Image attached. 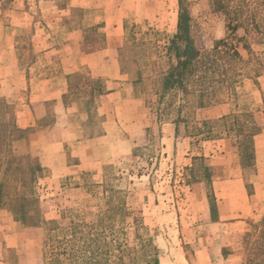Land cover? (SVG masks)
I'll return each instance as SVG.
<instances>
[{
    "label": "rangeland",
    "instance_id": "374dc122",
    "mask_svg": "<svg viewBox=\"0 0 264 264\" xmlns=\"http://www.w3.org/2000/svg\"><path fill=\"white\" fill-rule=\"evenodd\" d=\"M245 1L220 0L219 9L215 0H181L182 7L176 0L173 5L158 0L155 17L132 23L129 51L138 61L129 66L140 68L143 82L133 87L139 100L127 103L120 116L126 133L97 147L77 144L79 134L70 136L69 156L85 166L72 175L56 170L60 179L42 183L49 176L44 169L34 186L43 221L34 232L41 247L36 264H262L264 6L251 0L239 7ZM181 8L205 70L192 77L188 93H163L158 76L167 68L166 48ZM236 20L244 25L233 32ZM83 74L74 85L83 80L90 85ZM199 90L207 107L218 106L222 117L251 116L248 126L261 133L254 167L240 169L245 160L234 148L231 118L215 119L214 111L200 109ZM77 98L75 92L69 96L70 102ZM9 105L15 114L16 104ZM90 106L81 103L84 109ZM179 118L183 122L174 124ZM97 120L86 131L98 132ZM205 166L217 184H192ZM235 179L243 181V189ZM211 197L219 208L216 223L209 214Z\"/></svg>",
    "mask_w": 264,
    "mask_h": 264
},
{
    "label": "crops",
    "instance_id": "0c3cea01",
    "mask_svg": "<svg viewBox=\"0 0 264 264\" xmlns=\"http://www.w3.org/2000/svg\"><path fill=\"white\" fill-rule=\"evenodd\" d=\"M157 1L0 0V98L16 104V126L29 131L28 149L49 174L39 182L60 179L56 170L72 175L85 166L81 159L69 156L70 136L79 134L77 144L97 147L112 136L125 135L120 116L127 103H136L139 97L123 73L121 53L132 40L129 27L155 17ZM166 1L173 5V0ZM178 17L179 11L176 31ZM83 72L90 85L85 80L74 85ZM73 92L81 99L70 102ZM83 102L90 103V108L81 107ZM203 110L214 111L215 119L223 116L216 105ZM71 117L77 119L76 124L70 122ZM47 118L48 122L40 124ZM94 118L99 131L91 133L85 127L94 125ZM260 134L254 132L253 137L255 163ZM232 182L244 188L243 181ZM216 184L213 179L211 185ZM218 209L215 223L220 219ZM35 229L23 227L8 210L0 209V264H36L41 247Z\"/></svg>",
    "mask_w": 264,
    "mask_h": 264
},
{
    "label": "trees",
    "instance_id": "16d2710c",
    "mask_svg": "<svg viewBox=\"0 0 264 264\" xmlns=\"http://www.w3.org/2000/svg\"><path fill=\"white\" fill-rule=\"evenodd\" d=\"M251 0L242 2L239 7L248 6ZM179 0V5H181ZM218 4V8L221 9L220 0H215V4ZM260 6H264V0H258ZM189 16L182 8L179 12L177 31L174 36L169 40V45L166 48V57L168 60L167 68L158 76L160 81L161 90L163 93H170L176 89L181 90L183 93H188L187 85L191 82L192 77L200 70H205L202 66L204 64L203 54L194 45L190 35ZM244 21L240 22L236 20L231 30L234 32L239 28ZM232 23V22H231ZM245 25H250L245 21ZM255 28L257 24L252 21ZM132 46V44H130ZM128 45L122 50L123 73L129 77V83L133 87H137L143 82L140 68L129 66L130 62L138 61L133 57L134 54L130 52ZM217 51V48H214ZM233 56H238L236 52H233ZM169 60L174 63H169ZM213 65V64H212ZM154 67H151V70ZM138 70V71H137ZM135 72L134 76L130 72ZM76 89V87H75ZM204 91V90H203ZM203 91L199 93L200 109H203L208 104L202 101ZM231 118L230 133L234 137V148L239 151L241 159L246 161L241 162V168L254 167L255 165V152L253 146L254 130L248 126L252 120L250 115L247 116H224L222 120H228ZM183 122L180 118L174 122L178 124ZM205 121H203L204 123ZM29 131L19 129L15 123V114L12 111V107L3 99L0 98V209L8 210L14 217V220L26 228H39L43 221L41 220L37 200L35 198L34 186L37 180L42 176L43 169L39 164L38 157L33 156L27 143ZM241 151V152H240ZM204 161V158H194L193 162ZM194 165V163H193ZM193 167V166H192ZM192 167L188 169L193 172ZM209 166H205V173L200 177L192 181V184L199 182H205L209 187L212 183V176L210 175L211 169ZM210 217L216 218V207L214 198L211 197L210 201ZM261 239L264 242V235H261ZM256 246H260L255 242ZM264 264V260L262 261Z\"/></svg>",
    "mask_w": 264,
    "mask_h": 264
}]
</instances>
